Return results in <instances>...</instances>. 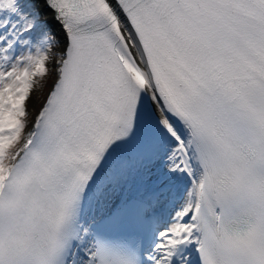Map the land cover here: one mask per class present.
<instances>
[{"label":"snow or ice","instance_id":"1","mask_svg":"<svg viewBox=\"0 0 264 264\" xmlns=\"http://www.w3.org/2000/svg\"><path fill=\"white\" fill-rule=\"evenodd\" d=\"M0 264H264V0H0Z\"/></svg>","mask_w":264,"mask_h":264},{"label":"rangeland","instance_id":"2","mask_svg":"<svg viewBox=\"0 0 264 264\" xmlns=\"http://www.w3.org/2000/svg\"><path fill=\"white\" fill-rule=\"evenodd\" d=\"M49 83H50V81H49ZM47 91V88L45 89V92ZM45 94V93H44Z\"/></svg>","mask_w":264,"mask_h":264},{"label":"bare ground","instance_id":"3","mask_svg":"<svg viewBox=\"0 0 264 264\" xmlns=\"http://www.w3.org/2000/svg\"><path fill=\"white\" fill-rule=\"evenodd\" d=\"M47 92V91H46ZM46 92H45V94H46Z\"/></svg>","mask_w":264,"mask_h":264}]
</instances>
